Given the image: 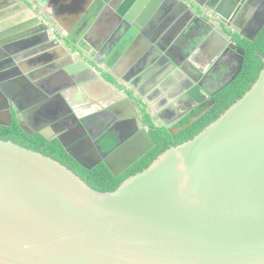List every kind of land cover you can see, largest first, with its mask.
<instances>
[{
	"label": "water",
	"instance_id": "obj_1",
	"mask_svg": "<svg viewBox=\"0 0 264 264\" xmlns=\"http://www.w3.org/2000/svg\"><path fill=\"white\" fill-rule=\"evenodd\" d=\"M136 1L130 9L133 0L120 4L97 0L66 34L47 24L36 5L25 4L33 16L13 26L10 36L0 42V76L11 68L17 82L29 73L46 79L59 76L61 83L69 85L63 83L66 86L50 95L53 98L76 82L84 88L100 85L116 99V122L123 127L134 123V132L127 127L129 134L123 138V130H117L118 145L100 159L86 162L77 148L82 142L69 146L61 134L56 136L78 163L88 168L104 163L115 177L156 145L149 131L134 119L142 113L129 94L135 92L133 82H143L148 92L166 83L177 86L164 100L166 105L182 95L183 83L197 80L189 70L200 73L196 83L203 76L194 58L206 52L207 44L216 45V52L222 53L225 47L220 41L228 47L234 33L253 41L264 26L263 21L251 38L242 32L246 21L227 24L246 0H177L178 4L169 0L153 14L151 7L143 10L147 0ZM7 4L0 0V8ZM100 14L111 17V25L100 43H95L96 38L89 37ZM197 22L206 28L203 45L195 52L178 51L177 34ZM71 35H88L100 60ZM171 53L182 58L170 61ZM242 63L243 57L240 68ZM103 65L109 71L122 66L131 74L132 89L118 91L103 76L109 73ZM2 81L3 101L8 88ZM64 96L66 100L67 93ZM12 101L13 107L8 102L0 107V116L6 119L0 126L12 124L14 110L20 128L32 135L22 117L36 113L49 121L33 133L48 140L49 125L66 114L58 116L64 109L59 102L52 110L40 109V103L24 115L17 108L18 100ZM0 264H264V67L252 87L215 121L194 138L165 150L113 191H98L61 162L0 139Z\"/></svg>",
	"mask_w": 264,
	"mask_h": 264
},
{
	"label": "flooded vegetation",
	"instance_id": "obj_2",
	"mask_svg": "<svg viewBox=\"0 0 264 264\" xmlns=\"http://www.w3.org/2000/svg\"><path fill=\"white\" fill-rule=\"evenodd\" d=\"M170 1L172 2V0ZM174 1L175 3L178 2L177 0ZM30 5L34 4L32 3ZM14 8L21 9V7H18V5H16ZM243 21H246L245 24H247V29H243L242 32L248 35V37L253 38L257 29H259L262 22L264 21V0H246L245 3L241 5L240 11L237 13L234 12L232 17H230L229 20H226L228 25L231 23L230 26L236 25L237 22L241 24ZM215 24L217 26H223L218 20H215ZM225 28L227 27L225 26ZM49 36L50 38H53V32H51ZM232 37L233 41L228 44V47H231L232 49H229L226 44H223L220 41V45L225 47L222 53H220V51L217 53V48L213 53H198L197 57L194 58V66H196V68L201 71L203 76L199 79L198 83H196L200 73L198 75L192 70H189L192 76L197 78V80H189L188 82L183 83L185 85L182 87V95L166 105H164V100L168 98V95L171 92H175V90L178 88L177 86H171L169 83H166V85L160 86L158 91L152 90L148 92L144 89L146 87H144L145 84L143 82L138 84L137 80L136 82L134 81L133 88L135 92L131 93L129 91V94L132 95L134 105L141 109L142 114L134 117L140 126L146 128L149 131V134L151 128H165L170 133H176L183 128L176 127V124L182 122L187 116H190V121L186 126L206 113L214 105L215 101L211 100L213 93L219 90L221 87H217V80H222L225 77L231 78L232 75L238 72L236 69L240 66V60L243 57L240 51L243 50L240 48L236 38H246L238 35L237 33H234ZM74 40L75 42H78L75 38ZM231 43L233 46L230 45ZM67 44L73 51H77L70 43ZM84 45L86 44L83 43V46ZM179 45L182 47V42ZM88 46L92 49L90 51H93V58H96L99 61L100 58L97 56L98 53H96L91 45ZM215 54H217V60L210 68H208L212 63V59L214 58ZM169 58L170 61L177 62L180 61L182 56H180V54L171 53ZM8 60L9 57L7 56L3 59V62L5 63ZM103 67L109 72L103 73V76L107 81H110L116 85V89L118 91L123 90L126 93L127 90L132 89V85L129 81L131 74L124 72V68L122 66H115L112 71H109L107 66L103 65ZM6 71V75L0 76V79L3 78L1 84H6L5 86L8 88V93L6 100L2 101L0 98V107L2 108L6 106L7 102L11 107H13L14 104L12 99H15L18 100L17 108L20 107V114L24 113V115H29L31 113H28L29 109H34V107L40 103V109L50 107L52 110L55 105L61 102L64 105V109L61 107L63 110L60 109L59 112H57L60 114L58 116L61 117V114H64V112L66 114H64L63 117L58 118L55 123L49 125V129H51V131L48 132L47 136L51 137L52 140L57 138L56 136L58 134H61L62 138H64L66 142L68 141L69 146H75V144L82 142V144L77 148H79V153L83 155L84 159L88 163L100 159L102 153H108L114 149L112 148L108 152L103 151L105 144H108L109 142L108 139L110 136L114 134L118 139V134L116 133L117 130H123V138L126 134H129L128 128L134 132V123L127 126V128L126 126L123 127L116 122L119 116L118 108L114 107L116 104V99H112L111 94L107 95L105 91H103L105 88H100V85L97 86L96 84L94 87L85 86L84 88L75 82L72 87L66 88L67 90L65 93H58L60 96L53 98L50 95H52L55 91L59 92L58 89L69 85V83H66V81H63V83H66V85H63L59 76L46 79L42 78L40 73H29L28 76H22L23 78L17 82L14 79L16 78V74L13 73L15 70L11 68L7 69ZM52 80H55L58 84L52 85ZM16 84H21V87H16ZM13 92H15V98L12 97ZM66 93L68 98L66 97L65 100L64 95ZM102 95L106 96L104 97ZM198 108H201L200 112L198 114H193ZM146 113H148L150 116L149 120L146 117ZM35 114H32V117H30L31 119H25L22 117V121L25 124L27 131L32 133V135H28L22 129L21 130L29 137L38 135L39 133L35 134L33 132H35L44 122L49 121V119H42V117ZM191 119H193L192 122ZM0 121H6L4 116H0ZM12 121V124L8 127H11L15 122L18 123V118H16V113L14 110H12ZM135 125H137L136 122ZM173 130H175V132H172ZM88 163L87 166L89 165ZM128 169L123 173L128 171Z\"/></svg>",
	"mask_w": 264,
	"mask_h": 264
},
{
	"label": "trees",
	"instance_id": "obj_3",
	"mask_svg": "<svg viewBox=\"0 0 264 264\" xmlns=\"http://www.w3.org/2000/svg\"><path fill=\"white\" fill-rule=\"evenodd\" d=\"M236 39L240 48L244 51L242 67L239 68L238 63L239 67L236 69L238 74L232 75L231 78L220 85L219 90L213 93L211 100L215 101L214 105L188 126L186 125L190 121V116L177 123L176 127L183 128L176 133H170L165 128H151L150 134L156 142L155 147L132 165L128 171L118 177H115L104 163H100L94 168H88L78 163L66 152L64 145L58 138L48 140L40 134L32 137L27 136L17 122L13 123L11 127L0 126V139L13 141L61 162L98 191H113L127 177L147 168L171 146H177L194 138L252 87L264 67V26L253 41L239 39L238 37ZM200 110L201 108L196 109L193 114H198ZM146 117L149 120L148 113H146ZM108 140V144H105L103 148L105 152L110 151L118 143V139L114 134Z\"/></svg>",
	"mask_w": 264,
	"mask_h": 264
},
{
	"label": "crops",
	"instance_id": "obj_4",
	"mask_svg": "<svg viewBox=\"0 0 264 264\" xmlns=\"http://www.w3.org/2000/svg\"><path fill=\"white\" fill-rule=\"evenodd\" d=\"M8 4L5 7L0 8V42L5 41L10 34L8 35V31L12 29L13 26L19 24L23 25L29 20V16H33V13L30 9H26L25 4H34L39 9V12L45 15H42L41 17H44L46 20V23L49 22L52 23L55 27L62 30L63 33H71L73 28L78 24L79 20H81L82 17L81 13L85 11V9L90 6V4L95 3L97 0H5ZM9 1H11L9 3ZM15 3H13V2ZM118 2L119 4L123 0H115V2ZM167 3V0H160L158 1V4L156 2L154 3V0H147V3L145 4L143 10H147L151 7V14L157 9L158 11L163 5V3ZM136 0H133L131 8H134V4L136 3ZM153 3V4H152ZM152 4L153 6H150ZM18 5V7H21L20 10L17 9V11H14L13 8ZM16 10V9H15ZM13 11V12H12ZM142 12V9H141ZM32 14V15H31ZM31 18V17H30ZM193 21V20H192ZM191 21V22H192ZM24 22V23H23ZM23 23V24H22ZM111 25V17L106 15H97L96 18L93 21L92 29L94 32H91L90 37L96 38V40H92L95 43H100V39L104 38L106 34L108 33L109 27ZM204 24L197 22L195 24L189 23L186 26V29L180 32V34H177L176 41L182 42V47L178 48L183 52L187 51H196V47H201L204 42V38H202L203 33L205 32ZM88 36V35H86ZM85 35L82 37H78L77 35H71L72 39H76V43H84L86 45H90L87 41ZM75 41V40H74ZM175 41V40H174ZM103 43V42H102ZM174 43V42H173ZM179 43V44H180ZM208 43V42H207ZM214 48V49H213ZM90 50H92L90 48ZM207 53H213L215 51V46L206 45L205 48ZM93 53V51H91ZM217 54L214 55L213 64L217 60ZM2 58V55L0 54V59ZM212 64L208 67L210 68Z\"/></svg>",
	"mask_w": 264,
	"mask_h": 264
},
{
	"label": "rangeland",
	"instance_id": "obj_5",
	"mask_svg": "<svg viewBox=\"0 0 264 264\" xmlns=\"http://www.w3.org/2000/svg\"><path fill=\"white\" fill-rule=\"evenodd\" d=\"M228 78H229V77H225V78L222 79V80H221V79H218V80H217V85H218L217 87H219L221 84H223L225 81H227Z\"/></svg>",
	"mask_w": 264,
	"mask_h": 264
}]
</instances>
